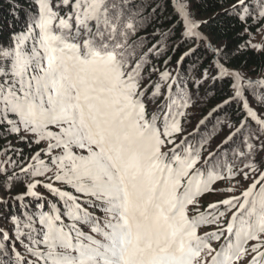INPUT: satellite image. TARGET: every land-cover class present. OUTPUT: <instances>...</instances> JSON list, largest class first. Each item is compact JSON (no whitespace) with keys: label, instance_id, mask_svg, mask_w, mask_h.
Masks as SVG:
<instances>
[{"label":"snow or ice","instance_id":"snow-or-ice-1","mask_svg":"<svg viewBox=\"0 0 264 264\" xmlns=\"http://www.w3.org/2000/svg\"><path fill=\"white\" fill-rule=\"evenodd\" d=\"M0 264H264V0H4Z\"/></svg>","mask_w":264,"mask_h":264},{"label":"trees","instance_id":"trees-1","mask_svg":"<svg viewBox=\"0 0 264 264\" xmlns=\"http://www.w3.org/2000/svg\"><path fill=\"white\" fill-rule=\"evenodd\" d=\"M7 3L4 0H0V15H5L7 12Z\"/></svg>","mask_w":264,"mask_h":264}]
</instances>
